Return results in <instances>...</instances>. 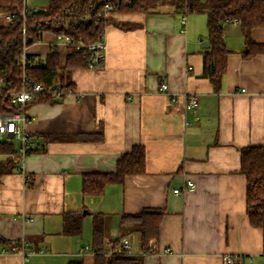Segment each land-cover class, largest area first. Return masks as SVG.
Returning a JSON list of instances; mask_svg holds the SVG:
<instances>
[{
  "label": "crops",
  "instance_id": "obj_1",
  "mask_svg": "<svg viewBox=\"0 0 264 264\" xmlns=\"http://www.w3.org/2000/svg\"><path fill=\"white\" fill-rule=\"evenodd\" d=\"M181 12L111 14L132 28L107 27L104 64L69 71L73 93L62 101L28 107L35 152L11 155L16 166L0 177V236L26 239L27 255L0 253V264H95L96 253L81 250L95 249L96 214L107 217V255L123 238L145 251L135 224L121 223L143 211L159 214L160 233L141 264H227L226 256L237 258L232 264H264V234L247 216L241 172V150L264 145V53L244 58L240 24L226 22L227 69L216 91L203 71L207 16L188 14L183 25ZM252 39L264 44V30ZM57 42L45 33L28 53L44 62ZM56 45L64 67L71 51ZM187 93L198 96L196 111L186 108ZM137 145L145 147L143 174L107 185L101 196L83 194L84 174L114 173ZM188 180L195 187L183 189ZM65 213L82 216L80 235L63 233Z\"/></svg>",
  "mask_w": 264,
  "mask_h": 264
},
{
  "label": "trees",
  "instance_id": "obj_2",
  "mask_svg": "<svg viewBox=\"0 0 264 264\" xmlns=\"http://www.w3.org/2000/svg\"><path fill=\"white\" fill-rule=\"evenodd\" d=\"M106 4L112 7L111 14L150 13L160 5L172 6L177 11L187 9L188 14L205 13L209 51L203 55V71L216 91L220 90L222 76L227 69L229 51L224 41L226 22L235 19L240 21L245 41L244 58L264 53V44L255 43L252 39L254 30H264V0H48L45 10L37 11L26 7L24 0H0V80L5 84L0 97V112L14 110L8 93L22 88L24 72L34 83L45 86L61 83L69 89L71 85L65 81L66 74L77 67H88L86 51H78L71 45L72 52L68 55L64 67L60 64L57 48H54L47 55L43 65H29L24 71L21 64L24 40L30 47L41 40L45 33H52L68 36L88 46L96 42L110 25L123 29L132 28V25L116 22L112 18H103ZM23 11L25 18L20 14ZM9 13L16 14V19L12 23H3L1 14ZM9 83L11 86H8ZM57 102L59 101L41 98L35 103ZM32 152H35V149L29 150L27 155ZM17 154L16 143L0 142V156L9 157L6 163H0V177L15 168V160L10 156ZM145 163V147L134 146L130 153L124 154L117 161L114 173L84 174L82 192L84 195L101 196L105 193L107 185L123 183L128 175L143 174ZM241 172L247 178V216L251 225L261 228L264 234V145L241 150ZM106 218L103 214L94 215L95 264H141L142 258L131 257L125 253L108 257L105 253ZM127 222L135 224L133 230L141 234L142 246L146 253L149 252L147 248L150 242L159 237V214L143 211L140 214L123 215L121 223ZM81 232L82 216L77 213H65L63 233L74 236L80 235ZM9 242L0 236V246L8 245ZM118 243L119 240L112 242L113 249Z\"/></svg>",
  "mask_w": 264,
  "mask_h": 264
},
{
  "label": "built area",
  "instance_id": "obj_3",
  "mask_svg": "<svg viewBox=\"0 0 264 264\" xmlns=\"http://www.w3.org/2000/svg\"><path fill=\"white\" fill-rule=\"evenodd\" d=\"M25 6L29 7L24 0ZM34 10H41L38 8H32ZM45 10V8H43ZM112 12V7L110 4H106L105 10L103 12V18H108ZM181 23L186 25L188 11L187 9L182 10ZM23 18H25V11L20 13ZM16 14H1V18L6 23H12L16 19ZM235 24H240L238 19L232 20ZM57 43L64 42V44L68 47V49L72 52L70 46H75L76 50L84 49L88 56V67L91 70H96L100 68L106 58V50H107V41L105 32L97 39L96 42L85 46L83 42H76L72 38L65 35H56ZM42 40V39H41ZM39 40V41H41ZM38 41V42H39ZM57 43L51 45V50L57 48ZM29 46L26 44V40L23 42V54L21 57V64L23 66V70L27 68L29 65H43L44 62H41L39 59L29 55L28 50ZM31 57V58H29ZM22 88L19 90L10 91L8 93V99L12 107H14L13 111L9 112H0V142H14L16 143V147L18 150V154L20 156V160H23L25 156H27V152L35 147V141L31 134H29L26 130V125L31 122V118L27 114L28 107L35 102L39 101L41 98H50L55 101H62L67 95L72 94L73 90L71 88L66 89L61 83H57L51 86H45L41 83H34L30 80L29 77L25 75V72L22 77ZM8 86H11L9 83ZM5 88V84L3 80H0V97H2L3 89ZM162 91L168 90L167 84L161 85ZM245 92V90H241ZM186 99V108L190 111H196L199 106V98L195 94H185ZM195 185L192 181L188 180L183 189H192ZM181 189L177 188L174 190L175 194L181 193ZM28 241L26 239L22 240H11L8 245L0 246V253H19L22 255H27V245ZM164 253H170L169 249H165ZM91 253L95 254L96 250L87 246L81 250V254ZM125 253L131 257H139L142 258L147 253L145 251H136L133 248V244L129 238H123L119 244V246L108 254L109 257H112L115 254ZM237 258H232L230 256L225 257V262L227 264H232L236 261Z\"/></svg>",
  "mask_w": 264,
  "mask_h": 264
},
{
  "label": "rangeland",
  "instance_id": "obj_4",
  "mask_svg": "<svg viewBox=\"0 0 264 264\" xmlns=\"http://www.w3.org/2000/svg\"><path fill=\"white\" fill-rule=\"evenodd\" d=\"M26 3L29 7L38 8V9H43V8H46L48 6V0H26ZM162 6H167V5H160V6L156 7V9H158L159 7H162ZM2 22L6 23L4 20H2ZM37 44H38V42L35 43L34 45L30 46V48L35 47V45H37Z\"/></svg>",
  "mask_w": 264,
  "mask_h": 264
},
{
  "label": "water",
  "instance_id": "obj_5",
  "mask_svg": "<svg viewBox=\"0 0 264 264\" xmlns=\"http://www.w3.org/2000/svg\"><path fill=\"white\" fill-rule=\"evenodd\" d=\"M204 45H205V46H209V42H205ZM87 214H88V212L85 211L83 215L85 216V215H87Z\"/></svg>",
  "mask_w": 264,
  "mask_h": 264
}]
</instances>
